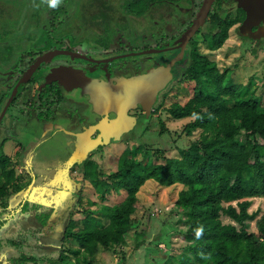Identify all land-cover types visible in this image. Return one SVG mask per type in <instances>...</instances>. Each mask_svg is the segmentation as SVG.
Listing matches in <instances>:
<instances>
[{"label":"rangeland","instance_id":"374dc122","mask_svg":"<svg viewBox=\"0 0 264 264\" xmlns=\"http://www.w3.org/2000/svg\"><path fill=\"white\" fill-rule=\"evenodd\" d=\"M88 1L96 0H63L65 6L63 10L65 12V9H68L70 14L73 12V16L84 24L88 22L89 17H83V14H87L90 12L88 10L92 9L90 4H87ZM97 1L99 3L101 0ZM102 1L104 4L118 8V10H112L113 13H119L120 10L126 12L122 15V21H116L115 24L122 29L129 28V31L126 30V37H130L132 45L140 46L145 43L151 35L150 29L161 30L163 35L169 33L159 26L160 24L164 27L165 23L158 24L150 19L144 20L150 13L149 5L146 11L138 14L140 16L135 20L127 14H130V10L133 9L130 3L125 7L127 0ZM22 2L23 8L19 4ZM38 6H44L47 10V6L52 7L53 4L50 0L47 2L46 0H0V15L2 11L8 13L5 17L2 15L0 29L5 31L6 27L10 30L35 28L28 18L33 9ZM18 8L23 13L22 20L15 21ZM47 12L50 14L49 10ZM152 12H157V9ZM215 12L223 18L238 17L241 21L229 29L227 40L214 51L205 45L199 35L196 36L199 52L215 61L221 71L229 69L235 84L251 83L254 89L261 78L264 79V0H248L245 4L230 0L222 2L215 8ZM49 14L47 16L50 17ZM175 23L173 29L176 34L181 33L187 24V22L179 24L178 21ZM48 26L49 23L46 24V27ZM205 32L206 29L203 28V33ZM11 37L13 38V35ZM0 38L10 39L6 35ZM124 38L122 37L119 42H123ZM130 61L133 60L130 59ZM178 72V76L161 95L157 105L161 102L162 104L158 108L156 105L152 112L144 115L143 121L134 128L135 133L131 136L130 146H134V156L142 159L144 164L150 165L154 160L152 152L146 153V150L162 149L167 158L178 157L176 146L184 147L189 141L199 136L198 131L191 136L184 135L182 131L184 125L192 118L174 120L169 117L168 109L174 103L182 104L192 95L190 83L180 82L182 69L178 68ZM240 139H243V136ZM47 147L39 146L40 149L33 150L29 164L34 173L27 171L25 164L15 163L14 156L17 150L15 151L13 144L8 143L6 153L3 151L13 157L10 158L11 162L7 170H13L14 180L6 184L5 194L0 195V264H51L50 260H57L60 257V250L65 252L63 264H77L76 256L67 251L69 247H76L77 242L73 238H67L64 243L59 241L61 228L67 222V211H72L71 216L76 224L72 232H75L83 226L82 210H97L102 204L113 205L126 196L125 192H121V195L112 194L111 197L102 200L82 171L83 162L90 159L104 174L111 173L115 170L111 162L112 156H119L128 150L123 143H117L102 150L89 149L86 152L81 150L80 153L72 150L67 159L64 157L65 150H51L46 149ZM29 150L28 146L16 157L23 152L28 155ZM1 158L0 156V160ZM1 176L0 186L6 180ZM65 182L66 185L68 183L67 186ZM68 188H70L69 191H67ZM184 188L185 186L180 183L163 186L153 179L145 181L137 192L139 209L133 215V226L125 233V243L113 249L101 247L91 258L92 263L180 264L177 261V255L179 249L187 244L183 237L187 229L185 222L187 215L177 206V200L179 192ZM24 202L28 205L22 208L21 204ZM249 211L259 213L256 219L264 214V198H254ZM256 219L248 222L249 232L255 230ZM99 220L100 223H105V220L100 218ZM222 221L234 223L226 216H222ZM140 232L144 235L138 236ZM137 242H141L140 246L136 245ZM22 256H32L36 258V261L22 262ZM82 256L80 258L84 264Z\"/></svg>","mask_w":264,"mask_h":264},{"label":"trees","instance_id":"16d2710c","mask_svg":"<svg viewBox=\"0 0 264 264\" xmlns=\"http://www.w3.org/2000/svg\"><path fill=\"white\" fill-rule=\"evenodd\" d=\"M129 3L133 7L130 14L134 15L144 13L149 5L148 0H127L125 7ZM19 4L24 7L23 2ZM90 7L107 12L103 1ZM34 10V14L41 13V8ZM90 12L96 14L94 10ZM1 13L0 19L8 14ZM20 17L18 8L15 21ZM239 21L241 18H223L214 12L200 37L214 51L224 44L229 29ZM197 44L195 37L179 77L180 82L190 83L192 95L182 104L174 103L168 113L174 120L192 118L182 131L186 136L198 131L199 136L184 147L177 145L178 157L167 158L162 149L146 150L154 156L150 165L134 156V146L112 156L115 170L109 174L90 159L83 162V174L102 200L121 192L126 196L113 205L82 210L83 226L75 232L72 211L67 212L60 240L64 243L73 238L77 242L76 247L67 248L76 256L75 263L82 264L83 255L84 264H93L91 258L101 247L113 249L125 243V233L133 226V215L139 209L137 192L145 181L153 179L163 186H185L177 200V206L187 215L183 233L187 244L177 255L180 264H264V214L256 219L259 213L249 211L254 198H264V79L254 89L251 83L235 84L229 69L221 71L215 61L199 52ZM8 162L5 157L0 160L2 177L6 179L0 186L2 196L14 177L13 170H7ZM222 216L234 223H224ZM99 218L105 223H100ZM254 219L255 230L249 232L248 222ZM64 253L60 250V257L50 263L63 264ZM21 258L22 262L36 261L32 256Z\"/></svg>","mask_w":264,"mask_h":264},{"label":"flooded vegetation","instance_id":"af4514ba","mask_svg":"<svg viewBox=\"0 0 264 264\" xmlns=\"http://www.w3.org/2000/svg\"><path fill=\"white\" fill-rule=\"evenodd\" d=\"M204 1L150 0L148 6L150 13L144 20L165 23L164 27L160 24L159 26L169 33L163 35L161 30L150 29V37L140 46L132 45L130 37H126V30L129 31V28L122 29L115 24L116 21H122V15L126 12L122 10L119 13L110 12L112 9L107 4L103 8L107 12H96V7L88 10H94L96 14L88 11L87 14H83V17H89L88 22L83 24L73 16V12L70 14L68 9L64 12L63 0H57L52 7L47 6L50 14L44 6L37 7L41 8L39 14H34L33 9L28 19L35 28L5 31L1 28L0 37L4 35L10 37L0 38L1 160L5 157L9 160L8 164L11 162L12 156L5 154L8 143L13 144L15 151L17 150L14 156L15 163L25 164L27 171L31 173H34L29 164L31 156L33 150L40 149L39 146L41 148L48 146L46 149L51 150H65L66 159L72 150L79 153L86 148L102 150L117 143H123L125 148H130L134 128L143 121L146 113L155 109L161 95L178 76V68L183 69L187 64L192 40L197 35L203 36V28L215 12V8L222 2L230 0L213 1L205 23L187 43L181 55L179 47L182 38L197 19ZM97 2L88 1L87 4L92 6L97 5ZM155 9L157 12H152ZM127 14L133 19L140 16ZM176 21L179 24L187 22L182 32L177 34L173 29ZM12 35L15 39L11 37ZM122 37L125 38L120 43ZM130 53L137 54L130 56ZM46 54L50 55L33 69L38 60ZM127 54L128 57L115 59ZM82 57L99 62H89ZM163 69L167 72L164 77L168 82L157 93L154 104L148 106V110H144L141 104L135 109H128L126 114L119 116L124 118L123 122L116 112V114L112 110L102 112L100 106L95 108L89 102L90 96L82 92V84L87 79H95L99 84L110 85L120 79L130 77L136 79L141 74L150 75L152 72L161 74ZM144 94L145 92H142V95ZM130 117H137L132 127ZM119 125L125 129H119ZM27 145L30 149L28 155L23 152L16 157L23 149L26 150ZM69 190L70 188L67 189ZM27 205V202L21 204L22 208Z\"/></svg>","mask_w":264,"mask_h":264},{"label":"water","instance_id":"95a60500","mask_svg":"<svg viewBox=\"0 0 264 264\" xmlns=\"http://www.w3.org/2000/svg\"><path fill=\"white\" fill-rule=\"evenodd\" d=\"M213 1L214 0L204 1L197 19L185 32L182 38V43L179 47L181 48V55L184 53V49L186 48L187 43L195 35V33L202 26V24L205 23L208 13L212 7ZM237 1L242 4H245L248 0ZM135 54L137 53H130V56ZM49 55L50 54L42 56L35 64L33 69L37 67L41 62H43V60ZM125 56L128 57L129 55L127 54L123 56H118L115 59L123 58ZM83 59L88 60L89 62H99V60H93L85 57ZM166 73V70L163 69L161 73L162 75L159 72H152L150 75L141 74L136 79H133L132 77L127 79H120L117 80L114 84L110 85L99 84L95 79H87L85 83L82 84V92L83 94H87L90 96L89 102L93 104L95 108L100 106V108L103 109L102 112H108L112 110L114 113H117L119 118L120 115L126 114V111L128 109H135L139 104L142 105L144 110H148V106H152L156 101L157 93L161 89H163L168 82V79L165 80L166 77H164ZM142 92H145V94L142 95ZM119 119L121 122L124 121V118ZM136 120L137 117H130V127H132ZM120 126L121 125H119L118 127L119 129L124 128L123 126ZM115 131L121 132V130ZM89 149L90 148H86L85 151L83 150L82 152H86Z\"/></svg>","mask_w":264,"mask_h":264},{"label":"clouds","instance_id":"9594fccd","mask_svg":"<svg viewBox=\"0 0 264 264\" xmlns=\"http://www.w3.org/2000/svg\"><path fill=\"white\" fill-rule=\"evenodd\" d=\"M50 3L54 5L56 3V0H50Z\"/></svg>","mask_w":264,"mask_h":264},{"label":"crops","instance_id":"0c3cea01","mask_svg":"<svg viewBox=\"0 0 264 264\" xmlns=\"http://www.w3.org/2000/svg\"><path fill=\"white\" fill-rule=\"evenodd\" d=\"M67 217H68V216H66V219H67ZM64 226H65V225H64ZM63 229H64V228L62 227V228H61V231H62ZM61 233H62V232H61ZM60 237H61V234H60ZM59 241H61V240L59 239Z\"/></svg>","mask_w":264,"mask_h":264}]
</instances>
